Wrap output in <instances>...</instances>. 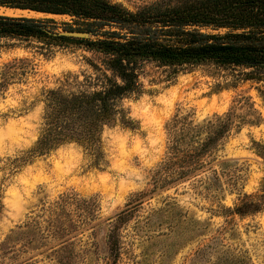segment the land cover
Wrapping results in <instances>:
<instances>
[{
  "label": "rangeland",
  "instance_id": "rangeland-1",
  "mask_svg": "<svg viewBox=\"0 0 264 264\" xmlns=\"http://www.w3.org/2000/svg\"><path fill=\"white\" fill-rule=\"evenodd\" d=\"M103 1L133 12L157 0ZM18 14L52 19L59 33L79 27L68 16ZM103 59L83 45L0 39V264H264V211L230 212L243 195L256 198L264 176L252 143L264 142V77L246 80L249 70L142 62L140 92L119 102L130 122L124 126L120 114L104 128L99 168L71 144L10 173V160L39 136L44 93L95 89L91 65ZM227 112L235 115L233 126L214 156L237 162L223 168H237L239 176H221L209 189L200 181L212 179V171L155 187L170 120L187 114L196 124ZM62 196L71 199L66 208L57 205ZM92 202L94 209L87 207ZM60 222L69 229L64 238L55 232Z\"/></svg>",
  "mask_w": 264,
  "mask_h": 264
},
{
  "label": "trees",
  "instance_id": "trees-1",
  "mask_svg": "<svg viewBox=\"0 0 264 264\" xmlns=\"http://www.w3.org/2000/svg\"><path fill=\"white\" fill-rule=\"evenodd\" d=\"M0 8L68 16L79 27L65 31L87 32L94 37L97 30L109 28L101 33L102 39H75L58 35L52 19L0 15V39L34 40L49 48L83 45L104 56L100 67L91 65L96 73L95 89L74 93L51 89L44 93L39 136L31 148L10 160V173L71 144L82 150L91 167L99 168L105 162L101 141L104 128L111 126L120 114L124 126L130 122L119 102L140 92L138 68L142 62L163 67L213 63L249 70L244 73L246 80L262 81L264 77V0H157L133 12L103 0H0ZM85 80L92 81L90 77ZM261 96L264 98L263 92ZM234 116L227 112L195 124L187 114L175 115L167 125V157L154 174V186L212 171V179L200 181L202 187L209 189L221 183V176H239L237 168H223L237 162L219 161L214 156L230 133ZM252 143L254 153L264 162V142ZM166 172L170 174L167 177ZM236 187L231 184V189ZM70 201L69 196H62L57 205L66 208ZM88 206L94 209L93 202ZM262 211L264 176L256 198L243 195L230 210L240 217ZM125 214L126 211L116 217L121 220ZM57 231L61 238L69 233L61 222ZM114 234V230L109 232V238ZM114 252L112 248L111 253Z\"/></svg>",
  "mask_w": 264,
  "mask_h": 264
},
{
  "label": "water",
  "instance_id": "water-1",
  "mask_svg": "<svg viewBox=\"0 0 264 264\" xmlns=\"http://www.w3.org/2000/svg\"><path fill=\"white\" fill-rule=\"evenodd\" d=\"M2 16H6V15H2ZM13 17L28 18L25 16H13ZM58 35L66 36V37H70V38H75V39H90V37H93L91 33L80 32V31H63V32L58 33Z\"/></svg>",
  "mask_w": 264,
  "mask_h": 264
},
{
  "label": "bare ground",
  "instance_id": "bare-ground-1",
  "mask_svg": "<svg viewBox=\"0 0 264 264\" xmlns=\"http://www.w3.org/2000/svg\"><path fill=\"white\" fill-rule=\"evenodd\" d=\"M28 12L29 11H21V10H15V9L0 8V14L1 15H6V16H19L20 14H18V13H22L23 15H28ZM36 15H43V14L35 13V12H29V17L30 16H36Z\"/></svg>",
  "mask_w": 264,
  "mask_h": 264
}]
</instances>
